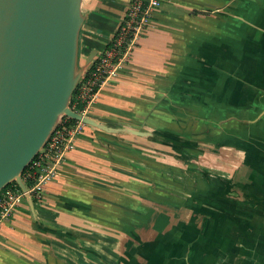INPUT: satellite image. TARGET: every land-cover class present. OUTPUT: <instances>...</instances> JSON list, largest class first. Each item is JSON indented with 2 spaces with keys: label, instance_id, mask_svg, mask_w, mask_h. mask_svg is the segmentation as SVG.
<instances>
[{
  "label": "crops",
  "instance_id": "0c3cea01",
  "mask_svg": "<svg viewBox=\"0 0 264 264\" xmlns=\"http://www.w3.org/2000/svg\"><path fill=\"white\" fill-rule=\"evenodd\" d=\"M128 3L81 0L80 68ZM88 115L123 132L84 125L0 264H264V0H161Z\"/></svg>",
  "mask_w": 264,
  "mask_h": 264
},
{
  "label": "water",
  "instance_id": "95a60500",
  "mask_svg": "<svg viewBox=\"0 0 264 264\" xmlns=\"http://www.w3.org/2000/svg\"><path fill=\"white\" fill-rule=\"evenodd\" d=\"M82 21L81 0H0V189L14 181L26 190L22 171L63 115L107 132L120 129L70 107L85 70H77Z\"/></svg>",
  "mask_w": 264,
  "mask_h": 264
},
{
  "label": "built area",
  "instance_id": "2783aa9c",
  "mask_svg": "<svg viewBox=\"0 0 264 264\" xmlns=\"http://www.w3.org/2000/svg\"><path fill=\"white\" fill-rule=\"evenodd\" d=\"M161 0H129L124 16L111 43L95 55L83 71L76 91L70 99V107L88 115L100 96V90L115 78L151 22V15L160 6ZM63 115L49 134L43 146L24 167L21 177L26 190H21L15 182L0 189V224L3 219L17 210L25 195L41 200L45 194V184L55 177L57 168L65 163L66 154L75 147V139L83 132L80 120L69 122Z\"/></svg>",
  "mask_w": 264,
  "mask_h": 264
},
{
  "label": "rangeland",
  "instance_id": "374dc122",
  "mask_svg": "<svg viewBox=\"0 0 264 264\" xmlns=\"http://www.w3.org/2000/svg\"><path fill=\"white\" fill-rule=\"evenodd\" d=\"M141 36H142V35H141ZM141 36H140V37H141ZM79 62H80V59L78 60V63H77V64H78V65H77V70L80 68V67H79ZM71 97H72V95H71ZM70 99H71V98H70ZM112 125H114V124H112ZM117 125H118V124H116V126H117ZM87 126H90V125H87ZM119 126H120V125H119ZM114 128H115V127H114ZM118 132L121 133V132H123V131H121V130H116V131H113L112 133H118ZM156 134L162 138V141H166V140H167L168 142L173 141V140H171V137H170V136H168V138H165V135H164L162 132H157ZM172 137H173V136H172ZM168 139H170V140H168ZM150 142H151V141H150ZM152 142H154V141H152ZM152 142H151V143H152Z\"/></svg>",
  "mask_w": 264,
  "mask_h": 264
},
{
  "label": "trees",
  "instance_id": "16d2710c",
  "mask_svg": "<svg viewBox=\"0 0 264 264\" xmlns=\"http://www.w3.org/2000/svg\"><path fill=\"white\" fill-rule=\"evenodd\" d=\"M75 91H76V88L73 90V93H72V95L75 93ZM68 119H69V122H71V123L75 121V119H73V118H70V117H69ZM13 182H14V181H13Z\"/></svg>",
  "mask_w": 264,
  "mask_h": 264
},
{
  "label": "bare ground",
  "instance_id": "6f19581e",
  "mask_svg": "<svg viewBox=\"0 0 264 264\" xmlns=\"http://www.w3.org/2000/svg\"><path fill=\"white\" fill-rule=\"evenodd\" d=\"M76 120V119H75Z\"/></svg>",
  "mask_w": 264,
  "mask_h": 264
}]
</instances>
